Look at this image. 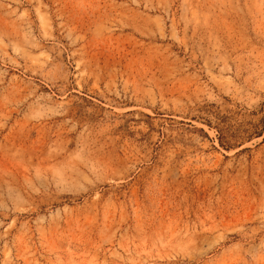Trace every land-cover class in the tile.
<instances>
[{
    "label": "rangeland",
    "instance_id": "obj_1",
    "mask_svg": "<svg viewBox=\"0 0 264 264\" xmlns=\"http://www.w3.org/2000/svg\"><path fill=\"white\" fill-rule=\"evenodd\" d=\"M0 264H264V0H0Z\"/></svg>",
    "mask_w": 264,
    "mask_h": 264
}]
</instances>
